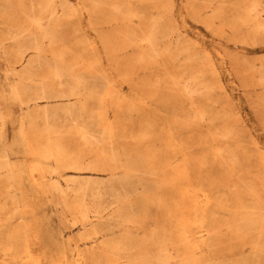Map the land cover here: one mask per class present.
<instances>
[{"label":"rangeland","instance_id":"rangeland-1","mask_svg":"<svg viewBox=\"0 0 264 264\" xmlns=\"http://www.w3.org/2000/svg\"><path fill=\"white\" fill-rule=\"evenodd\" d=\"M35 1L23 0L26 4ZM251 1L132 0L133 6L146 16L154 18L162 14L163 23L166 20L169 23L165 25L178 29V33H170L169 39L161 42V47L167 46L169 56L163 50L156 64L142 62L139 59L141 49L124 41L126 25L123 17L119 16L115 22L107 24L101 18L110 19L111 16H101L98 8L91 10V13L82 9L74 16L66 17L56 0V18L60 20L55 25L62 39L53 46L45 39L42 45L46 55L51 56L53 51L60 48L65 51V46H69L70 51L65 54L66 66L74 58L77 64L81 58L91 62L92 49L84 40L92 39L101 54V64L97 67L105 70L111 80L108 87L101 77L94 78L93 73H86L91 76L88 85L98 87L97 95L90 96L87 89L82 88L80 97H70L68 100L56 94L69 90L73 83L71 77L55 75L45 94L47 97L36 90L39 83L37 76L32 74L33 78H25L27 75L23 77V63L14 62L13 58L15 42L6 34L14 27L16 9L11 7L8 0H0V37H4V47L0 49V104L13 111L4 139L12 147L11 158L16 161L25 159L22 148L27 144L19 135H15V131L18 115L24 118L28 115L35 120L30 123L25 119L24 122L32 146L47 148L46 142L60 139L65 146V153L60 157L84 158L87 161L93 159L101 148L91 135L97 121L90 110L95 108L96 99L102 98V118L112 120V142L120 150L118 174L122 172L123 161L130 156L138 158L148 155L151 157L148 165L151 168L155 165L151 174L137 175L129 189L130 198L137 206V218L141 221L130 231L141 241L140 250H146L149 257L155 253L159 246L156 240L163 228L174 233L176 225L173 221L179 218L185 223L189 242L199 246L195 253L198 264H264V255L253 254L248 244H242L232 232L225 229L226 222L232 226L236 224V211L253 204L250 201L252 197L264 198L262 185H246L252 180L258 181L254 175L263 169L261 157L264 156V31L251 32L250 24L236 21ZM258 1L264 7V0ZM69 3L78 6L77 0H69ZM164 3L165 8L162 7ZM180 12L187 14L189 27L181 26L178 20ZM262 13L261 18L264 19ZM116 27L122 31H117L115 40L106 44L107 47L120 46L111 53V48L105 47L101 40ZM64 42L68 45H64ZM204 53L209 54L217 66V72L215 76L205 73L199 75L197 82L200 86L209 83L212 86L204 88V93L190 97L183 91L184 80L187 76L200 73ZM30 55L29 50L25 59ZM12 62L15 68L6 70ZM35 69L36 72L40 70ZM20 97L23 101H20ZM45 98L49 100L50 112L55 113L58 132L47 134L40 118ZM110 100H114V104ZM85 101L88 102L87 110L82 108V102ZM66 106L73 108L71 113L63 112ZM106 143L101 147L109 151V144ZM183 160L188 164L189 183L201 186L210 198L206 208H198V212L204 211L208 226L215 232L204 241L201 236L203 232L189 224L193 209L176 208L181 202L175 200L180 199L177 198L180 193H176L171 184L172 166ZM49 164H44L46 173L51 169ZM59 170L64 172V176L78 173L66 170L63 166ZM139 171L142 173V170ZM83 174L91 175L100 182L101 200L104 203L113 193L122 192V187L113 183L107 172L85 170ZM163 177L167 181L160 185ZM3 179L0 176V203L7 194ZM29 188L26 185L25 193L31 195L29 202L35 207L34 216L39 225L35 250L46 256L40 264H54L63 252L68 261L73 260L76 251L90 259L87 250L91 249V243L83 236V228L73 222L74 209L62 203L63 198L69 203L71 194L63 195L51 190L36 194ZM144 188L149 191H144ZM151 197L160 201L152 200L149 204ZM189 197L191 199L187 198L182 203L190 206L192 198H195L199 205H204L205 197L201 192L190 194ZM10 205L7 207L10 208ZM4 215L2 213L0 217ZM15 222L12 220L11 225ZM109 222L112 225L115 223ZM113 228L116 232L108 234L107 238L125 233L122 229L118 231L117 226ZM145 236H151L146 244L142 242ZM170 241L176 244L173 235ZM261 243L264 245V240ZM170 261L175 264L173 259ZM0 264H20V261H11L9 255H3L0 250Z\"/></svg>","mask_w":264,"mask_h":264},{"label":"bare ground","instance_id":"bare-ground-1","mask_svg":"<svg viewBox=\"0 0 264 264\" xmlns=\"http://www.w3.org/2000/svg\"><path fill=\"white\" fill-rule=\"evenodd\" d=\"M8 1L11 7H15V13H17L16 17L13 18L15 23L13 24V29L8 30V33H6L8 34L7 37L15 42V47L12 50L14 62L23 63V77L27 75L25 78H33L32 74L37 76L39 83L36 90L44 97H47L45 94L49 90V86L51 87L50 83L55 75L73 79V83L67 92L56 94L58 97H65L68 100L70 97H80L83 94L82 88L87 89L90 96H94L97 93L98 87L96 85H88L87 81L91 76L85 75L86 73H93L94 78L101 77L107 86L111 83L105 70L97 67L101 64V54L96 49L92 39L86 38L84 40L92 49L93 59L91 62L88 59L81 58L77 64L74 58L73 62L66 66L65 54L70 51L69 46H65V51L60 48L53 51L51 56L46 55L42 42L46 39L49 45L53 46L54 43L62 39L60 30L57 31L58 28L55 25L56 21L60 20L56 18L58 11L56 0H36L35 3L29 4H26L23 0ZM57 1H59L61 10L64 11L66 17L74 16L82 9L91 13V10L95 8L100 10L101 16L104 14L111 16L110 19L101 18V21H105L107 24L115 22L119 16L123 17L126 25L124 41L141 49L139 59L144 63L154 62L158 64L159 60H157V57L162 54L163 50H166V54L169 56L167 46L165 48L161 47V42L167 38L169 39L170 33H178V29L165 25L169 24L167 23L168 20L163 23L162 14L154 18L148 17L133 6L132 0H77L78 6L69 3V0ZM165 6L164 3L162 7L165 8ZM107 9L108 12L106 13ZM262 12H264V7L260 5L259 1L252 0L245 6L244 12L237 16L236 21L239 24H250L251 32L264 31V19L261 18ZM20 15L23 16L21 19L19 18ZM46 17L47 20H45ZM178 20L182 27L190 26L186 13L180 12ZM22 22L24 23L22 24ZM93 28L96 29L95 26ZM117 31H122V29L116 27L109 34L103 36L104 40L101 41H104L105 47H107L106 42L115 40ZM65 38H63L64 41ZM65 44L68 45L64 42ZM118 46L120 45L107 48H111L109 52L112 53L115 51L114 48L116 49ZM3 47L4 37H0V49ZM29 50L31 55L25 59ZM203 58L200 73L187 76L184 80L183 91L190 97L194 94L204 93L202 91L204 88L207 89L212 86L210 83L200 86L197 82L199 75L205 73L215 76V72H217V66L210 59L209 54L204 53ZM14 62L8 64L6 70L15 68ZM35 68L40 70L36 72ZM105 94L110 95L108 92H105ZM19 99L23 101L21 97ZM44 101L45 104L40 118L45 124L46 132L47 134L58 132L59 128L55 121V113L50 112L49 100L45 98ZM95 103V108L90 110V113L95 117L97 123L94 125L95 128H93L94 133H91V135L95 144L101 149L93 159L88 161L84 158L69 159L65 156L60 157L65 153L64 143L60 139L46 142L48 144L47 148L32 146V139L29 137L28 128L24 122L25 119H28L30 123L35 120L32 119L34 117L30 118L28 115L26 118L18 115V126L15 131V135H19L27 144L26 147L22 148L27 158L25 156V159L13 160L10 156L12 147L10 143L8 144L4 141L13 111L11 108H6L0 104V176L4 177L3 181L7 185V194L4 201L0 203V214H5L0 217V250L3 255H9L11 261L19 260L20 264H40L46 257L45 253L40 254L35 250L39 225L34 216L35 207L29 202L31 195L25 193V187L28 185L30 191L36 194L38 192H47V190L63 195H65L64 193H70L72 196L71 201L68 203L63 198V206H71L74 209L73 222L78 223L83 228V236L91 243L89 245L91 249L87 248L90 249L87 250L90 252V259H87L82 252L76 251L73 260L68 261L63 252L55 260L54 264H171L170 259H173L175 264H198L195 253L197 251L196 248L199 246L189 242L188 235L184 229L185 223L179 218L173 221L176 225L174 233L163 228V232L156 240L159 246L155 253L149 257L146 250H140L141 241L130 231L133 230V226L140 224L141 221L137 218L138 212L135 211L137 206L135 201L130 198L129 189L137 175L151 174V169L155 165L152 168L151 165H148L151 159L148 155L138 158L130 156L123 161L122 172L118 174L117 168L121 159L119 156L120 150L112 142L114 124L110 118H102L101 111L104 108V100L97 98ZM110 103L114 104V100H110ZM87 105L88 102H82V108L87 110ZM72 110L73 108L69 106L63 108V112L67 113H71ZM30 125L28 127H31ZM105 142L109 144V151L101 147ZM15 148L20 150L16 146ZM261 161L263 169L254 175V178L258 181L252 180L247 182L246 185L259 184L263 186L264 190V156L261 157ZM45 162L50 163L51 169L48 173L44 169ZM60 166L65 167L66 170H74L78 173H68L64 176V172L59 170ZM172 169L171 175L173 178L171 184L175 192L180 193V197H177L180 199L175 200L181 202L176 205V208L193 209L189 224L195 226L198 231L203 232L201 236L202 241H204L208 235L215 233L208 226L204 211L198 212V208L207 207L210 201L209 195L204 192L201 186H194L189 183V168L186 160H183L180 164L173 165ZM85 170L107 172L113 183L115 182L122 187V192L113 193L109 200L104 203L101 200L102 193L100 191L102 188L99 186L100 182L91 177V175H84ZM139 170H142V173ZM37 174L38 176H36ZM47 181L48 184L46 183ZM166 181L167 179L163 177L159 184L162 185ZM125 184L129 185L125 186ZM180 184H182V187ZM144 191L149 190L144 188ZM200 192L205 197L204 205H199L198 200L195 198H192L190 206L182 203L187 198L191 199L189 197L190 194ZM152 198L148 200L149 204L152 200L160 201V199ZM250 201L253 203L252 205L249 207L245 206L235 212L237 217L236 224L232 226L226 222L225 229L232 232L242 244H248L253 254L264 255V245L261 243L264 240V198L252 197ZM9 203L11 204L10 208H13L11 211L7 207ZM179 216L182 215L180 214ZM12 220L16 221L13 225H11ZM109 220L115 223L112 225ZM116 226L118 231L122 229L125 230V233L113 238H107L108 234L116 232L113 228ZM172 235L176 239V244L173 241L168 242ZM247 238H250V240L247 241ZM150 239L151 236H145L142 242L146 244Z\"/></svg>","mask_w":264,"mask_h":264}]
</instances>
